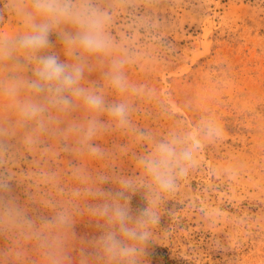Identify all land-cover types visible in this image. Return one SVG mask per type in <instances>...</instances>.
Wrapping results in <instances>:
<instances>
[{"label":"clouds","instance_id":"obj_1","mask_svg":"<svg viewBox=\"0 0 264 264\" xmlns=\"http://www.w3.org/2000/svg\"><path fill=\"white\" fill-rule=\"evenodd\" d=\"M139 2L0 0V25L9 18L17 25L0 28V264H149L168 198L221 137L213 113L161 135L135 122L153 95L129 75L143 58L133 32L150 27L136 16ZM120 14L132 28L117 33ZM157 109L173 119L167 105ZM112 133L143 147L138 175L92 172L81 162L112 159L99 142ZM62 156L69 162L60 173L54 161ZM13 181L24 185L25 203L12 194ZM138 193L145 204L134 210ZM84 218L99 234L81 240L74 258V227Z\"/></svg>","mask_w":264,"mask_h":264},{"label":"rangeland","instance_id":"obj_2","mask_svg":"<svg viewBox=\"0 0 264 264\" xmlns=\"http://www.w3.org/2000/svg\"><path fill=\"white\" fill-rule=\"evenodd\" d=\"M136 16L150 27L133 32L143 58L129 75L153 94L140 103L137 125L161 135L213 113L223 129L168 198L149 264H264V0H140ZM16 26L9 18L0 28ZM131 28L120 14L115 31ZM158 102L170 107L173 119L160 117ZM99 142L115 155L83 159L92 172L115 167L125 176L139 174L135 154L143 147L130 135L112 133ZM68 162L54 161L57 171L65 172ZM12 185L25 203L24 185ZM144 204L141 194L132 197L134 210ZM74 231L75 258L80 241L99 232L86 218Z\"/></svg>","mask_w":264,"mask_h":264}]
</instances>
